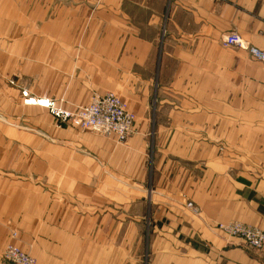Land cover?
Segmentation results:
<instances>
[{"label": "crops", "instance_id": "1", "mask_svg": "<svg viewBox=\"0 0 264 264\" xmlns=\"http://www.w3.org/2000/svg\"><path fill=\"white\" fill-rule=\"evenodd\" d=\"M231 33L264 51V0H0V264L12 232L36 264H264L217 229L264 232V65ZM107 93L123 143L48 113Z\"/></svg>", "mask_w": 264, "mask_h": 264}, {"label": "built area", "instance_id": "2", "mask_svg": "<svg viewBox=\"0 0 264 264\" xmlns=\"http://www.w3.org/2000/svg\"><path fill=\"white\" fill-rule=\"evenodd\" d=\"M224 47L245 51L251 59L264 65V51L251 47L236 33L223 38ZM50 113L72 127L105 137H114L123 143L132 130L134 118L126 111L122 102L112 93L94 94L90 103L76 112L57 110L50 107ZM191 207V205H188ZM217 229L228 237L238 238L254 250H264V232L257 227L232 222L218 225ZM4 264H35V260L16 246L5 249Z\"/></svg>", "mask_w": 264, "mask_h": 264}, {"label": "rangeland", "instance_id": "3", "mask_svg": "<svg viewBox=\"0 0 264 264\" xmlns=\"http://www.w3.org/2000/svg\"><path fill=\"white\" fill-rule=\"evenodd\" d=\"M9 85L10 86H12V87H16V86H18L17 85V82L15 81V80H12V79H10L9 80ZM23 94V96H27V94L26 93H22ZM47 105H50V104H47ZM50 109V108H49ZM56 109V108H55ZM57 110H60V109H57ZM61 111H63V110H61ZM50 115H52L51 113H50V110H49V112H48ZM53 116V115H52ZM54 117V116H53ZM55 118V117H54ZM56 119V118H55ZM57 120V122H58V124L59 125H65V126H71L68 122H62V121H60V120H58V119H56ZM77 129V128H76ZM79 130V129H78ZM79 131H82V130H79ZM82 132H87V131H82ZM88 133V132H87ZM89 133H91V132H89ZM94 134V133H93ZM130 134V133H129ZM96 135H98V134H96ZM105 137V136H104ZM128 137V136H127ZM126 137V138H127ZM16 237H17V234H16V232H12L11 233V236H10V240H12V242H10L6 247H5V249L8 247V246H10V245H12V246H16V247H18L20 250H22L17 244H15L14 243V241L16 240ZM5 249L3 250V252H2V254H1V264H4L3 263V257H4V252H5ZM23 252H25V253H27L26 251H24V250H22ZM28 254V253H27ZM29 255V254H28ZM30 257H32L31 255H29ZM33 258V257H32ZM34 259V258H33ZM35 260V259H34ZM35 264H36V261H35Z\"/></svg>", "mask_w": 264, "mask_h": 264}]
</instances>
